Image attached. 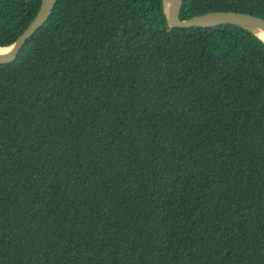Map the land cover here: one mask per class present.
<instances>
[{
    "label": "trees",
    "instance_id": "trees-1",
    "mask_svg": "<svg viewBox=\"0 0 264 264\" xmlns=\"http://www.w3.org/2000/svg\"><path fill=\"white\" fill-rule=\"evenodd\" d=\"M42 0H0V47ZM264 19L184 0L182 20ZM0 264H264V44L163 0H57L0 64Z\"/></svg>",
    "mask_w": 264,
    "mask_h": 264
},
{
    "label": "water",
    "instance_id": "water-1",
    "mask_svg": "<svg viewBox=\"0 0 264 264\" xmlns=\"http://www.w3.org/2000/svg\"><path fill=\"white\" fill-rule=\"evenodd\" d=\"M183 3L184 0H163L164 13L170 27L236 26L252 33L264 44V19L243 12L218 11L195 16L189 20H182L181 9ZM56 4L57 0H42L37 16L24 33L10 46L0 47L3 50L0 52L1 65L11 64L17 59L27 40L49 20Z\"/></svg>",
    "mask_w": 264,
    "mask_h": 264
},
{
    "label": "bare ground",
    "instance_id": "bare-ground-1",
    "mask_svg": "<svg viewBox=\"0 0 264 264\" xmlns=\"http://www.w3.org/2000/svg\"><path fill=\"white\" fill-rule=\"evenodd\" d=\"M3 50L2 49H0V52H2Z\"/></svg>",
    "mask_w": 264,
    "mask_h": 264
}]
</instances>
